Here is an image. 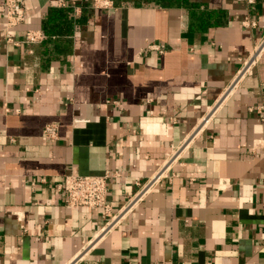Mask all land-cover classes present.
<instances>
[{
    "label": "crops",
    "instance_id": "0c3cea01",
    "mask_svg": "<svg viewBox=\"0 0 264 264\" xmlns=\"http://www.w3.org/2000/svg\"><path fill=\"white\" fill-rule=\"evenodd\" d=\"M73 1L26 0L13 38H46L16 45L0 0V264H264V54L225 95L264 0ZM168 166L98 240L111 216L57 190L109 175L114 216Z\"/></svg>",
    "mask_w": 264,
    "mask_h": 264
},
{
    "label": "built area",
    "instance_id": "2783aa9c",
    "mask_svg": "<svg viewBox=\"0 0 264 264\" xmlns=\"http://www.w3.org/2000/svg\"><path fill=\"white\" fill-rule=\"evenodd\" d=\"M6 12H5V23L4 30L6 32L7 42L13 43L16 45L27 44L34 45L40 44L45 41L46 36L40 31H28L25 34V40L22 42L16 41L11 32L15 28L20 27L27 21V9L25 3L26 0H7ZM80 0H74L72 3V8H75ZM240 2L246 3L248 6L254 5L255 0H239ZM65 6V5H62ZM93 7L95 9H105L112 10L114 9V2L112 0H93ZM243 27L245 29L254 31L259 27V23L257 20L252 19L250 16H247L242 21ZM151 51H157L160 53L164 52V47L158 46L155 44H151L148 47ZM264 54V38L261 42L254 48V51L251 57L244 62V67L239 71L236 79L234 80V84H232L225 94L228 96L232 93L236 87L240 84L241 80L244 76L250 72L252 68L257 66L259 60ZM209 114L205 117L201 123V126H206V124L210 121ZM45 134L49 139H56L58 135V129L56 126H48L45 130ZM181 148L175 149V154L179 153ZM172 161V160H171ZM169 161L168 164L171 162ZM169 166L165 169H162L160 172L156 174L152 179H150L144 186L141 187L140 192L134 195L129 202L123 207L120 213L116 215H112L111 207L108 204V179L109 175L106 176H67L64 182L58 186L57 190L62 193L65 197V203L70 208H93V209H101L104 211L105 216H111L110 222L107 223L106 227L97 235L95 240L102 238V235L109 232L115 225L119 224L122 219H124L131 211L140 203V201L147 195V193L153 191L162 178L164 177L166 171ZM176 264H185V263H176Z\"/></svg>",
    "mask_w": 264,
    "mask_h": 264
},
{
    "label": "trees",
    "instance_id": "16d2710c",
    "mask_svg": "<svg viewBox=\"0 0 264 264\" xmlns=\"http://www.w3.org/2000/svg\"><path fill=\"white\" fill-rule=\"evenodd\" d=\"M57 14H58V12H57V11H54V12H53V18H52V19H54V20H55V19H56V17H57ZM46 31H47V30H46Z\"/></svg>",
    "mask_w": 264,
    "mask_h": 264
}]
</instances>
